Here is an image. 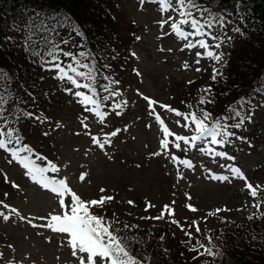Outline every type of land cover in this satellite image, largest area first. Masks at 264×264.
Returning a JSON list of instances; mask_svg holds the SVG:
<instances>
[{"label": "rangeland", "instance_id": "rangeland-1", "mask_svg": "<svg viewBox=\"0 0 264 264\" xmlns=\"http://www.w3.org/2000/svg\"><path fill=\"white\" fill-rule=\"evenodd\" d=\"M236 3L226 14L236 10ZM114 9L123 70L121 107L111 111L109 122H102L95 113L89 117L79 99L66 93L72 86L56 79L54 71L49 80L51 102L43 104L42 113L24 130L39 153L30 154L33 164L44 171L0 150V179L6 182L2 190L7 196L0 208V264H116L112 254L123 257L115 247L113 229H125L123 225L141 240L150 232L161 238L168 232L170 245L197 241V235L206 243L211 234L251 221L264 211V99L236 135L243 139L233 138L218 149L235 157L234 161L202 155L199 144L187 153L182 141L180 151L170 144L171 151L162 153L160 145L165 126L175 135H192L180 126L182 116L160 106L181 113L196 111V98L205 91L201 84L191 85L205 74L212 75L214 66L221 70L228 48L223 44L219 49L224 53L219 63L203 59L196 64V52L202 50L184 48L187 41L168 34L169 25L160 27L162 19L174 15L167 4L114 0ZM145 97L157 102L153 107L163 124L149 115ZM183 98L186 101L181 102ZM116 129L119 134L111 137L104 150L92 144L91 136L103 138ZM173 154L195 164L194 169L180 166L183 179L177 177ZM228 165L237 167L246 180L234 178L222 167ZM217 175L229 180L212 178ZM246 181L257 192L255 200ZM110 215L115 220L110 221Z\"/></svg>", "mask_w": 264, "mask_h": 264}, {"label": "trees", "instance_id": "trees-1", "mask_svg": "<svg viewBox=\"0 0 264 264\" xmlns=\"http://www.w3.org/2000/svg\"><path fill=\"white\" fill-rule=\"evenodd\" d=\"M235 1L196 0L202 6H210L217 15L226 14ZM240 1L244 19L237 15V9L230 18L242 27L244 34L228 32L232 40L224 43L229 50L227 60L215 81L212 75L205 74L191 85L193 88L201 84L204 89H212L210 94L204 92L202 97L206 103H199L195 111L197 116L201 115L200 109L203 108L215 119L241 97L250 94L255 104L254 112L264 99V93H253V89L264 81V0ZM119 38L114 0H0V92L6 94L9 111L21 116L16 122V131L20 144L27 146L29 154L38 156L39 153L26 139L24 130L42 113L43 104L51 102L49 80L54 72L42 68V58L35 53L47 51L48 47H62L63 51L72 52L83 50L95 58L96 68L110 78V84L111 81L118 82L111 86L120 94L123 58ZM45 40L52 43L45 45ZM63 41L68 43L63 45ZM64 83L71 85L66 80ZM101 83L104 80L98 79L97 85ZM187 90L194 98L195 93ZM196 99L200 101L201 97ZM208 100L213 102L207 103ZM99 104L101 112L107 114L102 122L108 123L111 111L102 99ZM87 113L89 117L94 115ZM242 128L230 131L238 135ZM4 184L6 182L0 179V208L7 200L2 190ZM112 217L110 215L108 219L115 220ZM123 228L113 229V232L115 247L122 254L123 259L119 257L124 264H264V211L251 221L234 223L220 234H211L208 241L203 240L206 243H202L197 235V241L186 240L181 245H170L172 241L167 237L168 232L162 237L164 240L157 232L147 233L143 235L146 242H142L133 235L134 232L124 225ZM206 249H211L212 255ZM209 257L213 259L209 260Z\"/></svg>", "mask_w": 264, "mask_h": 264}, {"label": "snow or ice", "instance_id": "snow-or-ice-1", "mask_svg": "<svg viewBox=\"0 0 264 264\" xmlns=\"http://www.w3.org/2000/svg\"><path fill=\"white\" fill-rule=\"evenodd\" d=\"M143 2L144 0H141V3ZM159 3L167 4L168 10L174 12V15H169L167 20L162 19L159 22L161 29H163L166 24L169 25L170 32L168 34H174L178 39L187 41V43L183 45L184 48H198L202 50L196 52V59L194 61L196 64H199L203 59L211 60L213 65L219 63L224 55L219 49L226 41L230 42L232 40L228 32L231 31L240 35L244 34L242 27L233 23L230 14H213L210 6H202L197 3L196 0H159ZM236 9L237 15L243 20L244 16L240 12V0H237ZM177 20L179 23H177ZM230 25H232V27H229ZM137 39L139 38L137 37ZM209 41H211V43H209ZM44 43L45 45H50L52 42L50 40H45ZM62 43L66 45L68 42L63 41ZM35 55L42 58V68L55 71L57 73L56 79L61 81L66 80L72 85V88H66L65 91L79 98V102L83 105L85 112L95 113L96 116L103 119L105 113L97 111L100 107L99 99L104 101V104L109 107V111H114L121 107L120 101L116 99L119 93L113 91L111 86L113 84H118V82L111 81L110 84V78L96 68L94 62L95 58L90 56L89 53L83 50L72 52L63 51L62 47H48L47 51L36 52ZM132 55L135 56V53H132ZM44 57L47 58L44 59ZM61 57H63V59ZM185 66L187 67V65ZM104 67L107 68L108 65ZM196 70L200 71L199 68ZM218 72L219 70L214 66L212 74L213 81L216 80ZM137 75H139L138 72ZM220 75H222V73H220ZM98 79H103L104 83L97 85ZM73 88L77 89V91L73 92ZM81 88H83L84 91H79ZM203 91L210 94L212 89L207 88ZM253 93H264V81H261L259 87L253 89ZM145 99L149 104V115L154 116L157 122L163 124L160 115L156 113L153 107L157 102L147 97H145ZM211 102L213 101H207V103ZM199 103L205 104V98L201 97ZM8 104L9 101L6 94L0 92V150H6L13 156L18 155L20 160L27 161L29 164L33 165L36 170L43 172L44 168L33 164L32 155L24 154L28 149L27 146H21L15 126L16 122L21 119V116L10 112ZM160 107L166 108L169 112H175V115L178 117L182 116L184 124L180 126L192 132V135L188 137L179 136L171 133L166 126L163 127L164 139L160 142L162 153L171 151L169 148L170 144L174 149L180 151L182 141L185 146L183 149L185 153L196 149L199 144L201 147H199L198 150L202 155H206L213 160H215L216 157H220L221 159L234 161L235 157L230 156L225 151H219L218 149H223L231 144L232 138L243 139V137H236L235 132L230 131V129L239 130L244 126L245 121L250 122L254 114L253 109L255 108V104L252 102L251 94L249 97H241L234 105L229 106L223 115L215 119H212L211 113H208L203 108L200 109L201 115L197 116L195 111L181 113L179 110H174L170 106L161 105ZM5 113H8V115L6 116ZM116 114L120 115L121 113L117 111ZM28 116L32 117V114L28 113ZM177 123L179 124V121H177ZM84 127L87 129L86 124ZM124 131H127V129L125 128ZM119 132L120 129H116L106 134L103 138L91 136L92 144L104 150L106 145L110 146L111 137L118 135ZM44 135L47 136L48 133L45 132ZM170 136L173 137V139L170 140ZM171 161L177 169L178 179H183V176L180 174L181 165L188 169L195 168V164L192 160L188 158L181 159L175 154L171 156ZM40 163L44 162L41 161ZM222 167H225L226 171L231 172L234 178L237 176L244 178L237 167H232L231 165ZM212 178L220 181L229 180L228 176L217 175ZM244 179L246 180V178ZM245 187L250 190L249 194L255 200L257 196L255 188L247 181ZM104 191L105 190H102V193ZM188 198L190 199V197ZM129 203L132 204L134 202L130 201ZM167 208L168 206L166 205L165 209ZM192 210L195 211V208H192ZM163 215L164 212H161L160 217ZM160 217L153 219H158ZM249 219H251V217H249ZM173 222L175 223V221ZM197 231L199 232V228H197ZM206 251L209 255H212L211 249H206ZM112 256L116 260V264H124V261L117 257L115 253H113Z\"/></svg>", "mask_w": 264, "mask_h": 264}]
</instances>
